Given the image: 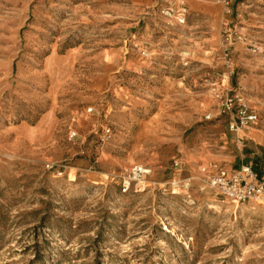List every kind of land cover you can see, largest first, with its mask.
<instances>
[{
	"label": "rangeland",
	"instance_id": "1",
	"mask_svg": "<svg viewBox=\"0 0 264 264\" xmlns=\"http://www.w3.org/2000/svg\"><path fill=\"white\" fill-rule=\"evenodd\" d=\"M218 87L257 124L233 131ZM249 164L264 0H0V264H264V201L202 172Z\"/></svg>",
	"mask_w": 264,
	"mask_h": 264
},
{
	"label": "built area",
	"instance_id": "2",
	"mask_svg": "<svg viewBox=\"0 0 264 264\" xmlns=\"http://www.w3.org/2000/svg\"><path fill=\"white\" fill-rule=\"evenodd\" d=\"M226 5L230 0H225ZM187 10L182 9L177 15L180 24L186 21ZM214 96L221 113L230 117V128L240 133L256 125L259 120L258 111L252 107L250 102L241 92L230 89H213ZM110 128L106 129L109 134ZM70 138L76 136V131H70ZM149 170L142 165H135L131 168L128 177L125 180L124 190L129 188L131 181H140ZM202 172L207 176L210 186L217 192L232 200L234 203H245L250 200L264 201V177H260L254 170L253 165H243L238 170H229L226 167H217L214 173H209L206 167Z\"/></svg>",
	"mask_w": 264,
	"mask_h": 264
},
{
	"label": "crops",
	"instance_id": "3",
	"mask_svg": "<svg viewBox=\"0 0 264 264\" xmlns=\"http://www.w3.org/2000/svg\"><path fill=\"white\" fill-rule=\"evenodd\" d=\"M27 135L33 137L37 132V127L26 128Z\"/></svg>",
	"mask_w": 264,
	"mask_h": 264
},
{
	"label": "trees",
	"instance_id": "4",
	"mask_svg": "<svg viewBox=\"0 0 264 264\" xmlns=\"http://www.w3.org/2000/svg\"><path fill=\"white\" fill-rule=\"evenodd\" d=\"M256 170V169H255ZM257 173H258V171H256ZM258 175L261 177V174L260 173H258Z\"/></svg>",
	"mask_w": 264,
	"mask_h": 264
}]
</instances>
